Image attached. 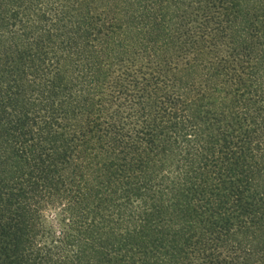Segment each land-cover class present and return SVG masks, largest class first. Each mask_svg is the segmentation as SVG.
<instances>
[{
    "label": "trees",
    "instance_id": "trees-1",
    "mask_svg": "<svg viewBox=\"0 0 264 264\" xmlns=\"http://www.w3.org/2000/svg\"><path fill=\"white\" fill-rule=\"evenodd\" d=\"M0 264H264V0H0Z\"/></svg>",
    "mask_w": 264,
    "mask_h": 264
}]
</instances>
